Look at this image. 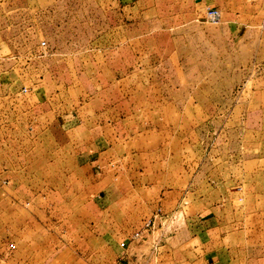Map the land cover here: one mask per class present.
Here are the masks:
<instances>
[{
  "label": "crops",
  "instance_id": "crops-1",
  "mask_svg": "<svg viewBox=\"0 0 264 264\" xmlns=\"http://www.w3.org/2000/svg\"><path fill=\"white\" fill-rule=\"evenodd\" d=\"M244 1L100 0L96 34L60 55L56 70L32 65L35 75L22 86H14L13 71L0 70V264H52L44 263L51 253L57 264H97L60 255H97L103 238L114 252L113 241L129 232L137 189L161 193L134 213L141 221L147 206L161 209L153 264H264V0L253 20ZM203 4L220 9L229 48L218 56H237L246 81L199 153L195 127L215 120L194 96L177 32L205 25L193 22ZM204 172L205 201H193ZM74 206L70 218L66 208ZM36 226L46 236L57 228V244L47 237L30 246ZM156 237L165 241L156 246Z\"/></svg>",
  "mask_w": 264,
  "mask_h": 264
},
{
  "label": "rangeland",
  "instance_id": "rangeland-1",
  "mask_svg": "<svg viewBox=\"0 0 264 264\" xmlns=\"http://www.w3.org/2000/svg\"><path fill=\"white\" fill-rule=\"evenodd\" d=\"M99 1L0 0V70L13 71L12 76L17 78L14 86H22L30 82L33 75H35L31 71L32 65L39 69L50 66L53 70H56L55 65L59 64L57 61L60 55L72 54L75 48H78L85 39L96 34L97 28L103 20ZM249 2L250 5L252 3L254 5H251L252 7L247 6ZM208 5L213 6L212 4H203L198 8L199 14L197 19L193 21L205 25L199 27L196 24L182 25L177 32L178 44L183 51L185 65L188 72L192 74L188 80L189 84L193 86L194 96L205 104L207 117L215 120L210 122L209 125L205 123L198 124L195 127V151L199 153L201 151L205 152V146L207 142H210L209 138L220 132L222 125L219 119L223 118L224 115L227 116L235 100L238 97L240 98V95L236 94V90L246 81V78L242 76L243 72L238 68L241 63L237 60V56H227L224 59L218 56L219 51H222L223 48H229L224 46L225 39H228V30H222V23L225 22L222 15L220 20L215 23L205 20L204 11ZM243 5L242 10L246 13L247 20L255 19L258 12L262 13L263 6L258 4L257 0H245ZM214 7H217V5ZM203 35H205V41ZM42 39L47 43L46 48H43L40 44ZM73 40L78 41L75 46ZM202 46L205 49V56L200 53ZM43 49L48 50L47 57H54L53 62L46 59V57H41V55H45L42 54ZM32 56H34L33 59H31ZM67 62L62 60L60 64L62 66L73 65L72 61ZM204 73L205 77H202ZM237 133H240V131H233V135ZM203 160L202 170H205V158ZM199 168L201 169V166ZM193 185L197 186V189L193 190V201H205V172L198 175ZM206 192L216 195V197L220 194L210 187L206 189ZM188 193L191 195V191H188ZM160 196L161 193L159 194L158 190H131L130 201L131 203L134 202V207H130L129 232L126 237L122 238L121 236L120 239L113 241L114 252L111 247L105 248V246L111 245L110 243L106 244L110 239L103 238L98 242L99 252L97 255L69 253L60 255V257H64L66 260L70 258L71 262H73L72 257H82V261L89 263L91 260L97 262V264H130L128 260L135 261L138 258V261H142L140 264H153L156 253L154 251L155 245H152L154 244L152 239L154 238V230H156L161 209L159 206H147V214L141 221L135 219L134 213L142 208V206H138L140 201H161ZM183 196L184 199L181 201H186L185 191L181 197ZM96 206L98 212H100L104 204L98 203ZM39 208L44 210V207ZM77 209L79 207H67V215L70 216L71 214L72 216ZM50 212L46 211L47 214ZM121 216L119 212L118 217L115 219V227H121L123 223ZM50 219L54 221L55 217L51 214ZM147 220H151L150 227L145 229L140 237H133L134 232L142 229ZM167 223L168 221L162 224L166 226ZM37 229V226L36 230L34 228L29 229L31 231L28 237L26 236V242H29L30 246L35 245L33 240L43 241L47 237H51L50 241L53 245L57 244V228L54 229L51 236L48 234L46 236ZM34 236H38L39 239H35ZM155 240L157 241L156 246L165 241L163 239L158 241L157 237ZM5 242V237L0 236V245H5ZM9 247L13 248L14 245H9ZM116 247L119 249L118 254L115 251ZM22 256L26 258L25 261L34 259V255L30 254H23ZM58 256L57 253H51L46 257L48 261L46 258L44 259V263L57 264Z\"/></svg>",
  "mask_w": 264,
  "mask_h": 264
},
{
  "label": "built area",
  "instance_id": "built-area-1",
  "mask_svg": "<svg viewBox=\"0 0 264 264\" xmlns=\"http://www.w3.org/2000/svg\"><path fill=\"white\" fill-rule=\"evenodd\" d=\"M204 17H205L206 21L215 23V22H218L220 20L221 12H220V10L217 7L208 5V6L205 7ZM263 24H264V13H263ZM40 44H41V46L43 48H46V46H47V43H46V41L44 39H42L40 41ZM47 51L48 50L43 49L42 50V54H46ZM26 90H27L26 87H22V91L25 92ZM150 224H151V220H147L144 223L142 229H138L137 231L134 232L133 237H135V238L140 237L143 234L144 230L148 229L150 227Z\"/></svg>",
  "mask_w": 264,
  "mask_h": 264
}]
</instances>
